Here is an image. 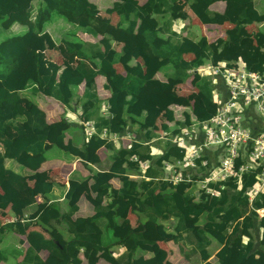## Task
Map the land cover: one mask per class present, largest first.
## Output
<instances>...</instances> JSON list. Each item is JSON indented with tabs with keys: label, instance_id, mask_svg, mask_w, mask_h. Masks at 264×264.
<instances>
[{
	"label": "trees",
	"instance_id": "obj_1",
	"mask_svg": "<svg viewBox=\"0 0 264 264\" xmlns=\"http://www.w3.org/2000/svg\"><path fill=\"white\" fill-rule=\"evenodd\" d=\"M34 1L0 0V212L6 211L11 204L3 190L7 184L17 191L26 207L35 204L37 194L29 186L27 178L41 171L47 160V152L54 148L73 157H82L83 165L91 176V191L102 206L97 208L93 218L78 219L74 222V228L68 227L70 236L63 248L66 257L60 253V245L56 240H48L41 233H31L28 237L32 241L24 264H82L81 250L87 264H99L101 259L111 264L116 261L121 264H146L144 258L136 254L142 246H155L150 240L154 229L160 221L170 219L175 220V241L188 250V258L201 253L205 264H264V217L259 220L257 214L258 210L264 209V191L258 193L251 202L249 200L250 191L259 183V172L244 175L240 190L239 180L231 178L222 183L210 184L218 192L216 196L202 191L197 199L193 192H189L193 183L174 185L164 180V163L184 158V150L171 140L164 144L163 154H159L151 144L133 142L125 166L101 172L93 168V165H100L97 156L99 149L105 147L113 150L108 138L102 136L103 131L121 135L130 122H135L148 129L145 142H151L153 138L160 139L153 125L149 126L154 123L156 113L144 111V106L150 95L154 96L151 99L156 103L161 102L163 98H159V94L165 92L170 83L190 84V91L182 98H173L174 103L177 101L188 112L179 116L174 106L166 112L167 121L162 131L169 132L173 124L176 130L172 135H175L182 126L204 122L216 113L214 97L217 88L212 77H202L197 73L201 66L220 61L231 63L242 57L249 69L264 74V13L256 8L255 0H186L204 25L218 23V16L210 10L212 5L219 2L231 4L224 16L233 27V33L224 42L222 52L217 53L207 37L195 40L172 31L174 21L185 17L184 11L174 10L175 4L181 0H104L110 3L106 13L119 19L116 29L123 34L122 40H119L123 46L116 45L118 40L109 31L110 22L100 19V6L95 0H40L50 10L51 24L62 20L68 27L77 26L90 38L74 40V32L69 30L65 32L67 37L59 38L57 35L61 29H57L56 35L52 28L60 48L82 61L77 67L58 65L47 60L44 52L38 51L36 66L29 70L30 75L36 73L37 79L30 77L27 80L23 90L25 94L20 90L18 81L27 76V57L38 48L39 43L35 40L34 24L29 20L31 10L23 8ZM14 11H17L18 28L16 25L12 30L6 28L5 24ZM148 50L172 69L166 82L147 74ZM112 53L113 57L110 58ZM125 56L135 60L142 58L144 65H137L132 72H119L117 66L122 65ZM99 77L108 80L104 85L108 97L102 98L99 94ZM41 95L63 103L70 109H74L72 102L78 98L82 124L74 127L66 118L50 121L37 100V96ZM25 98L30 101L29 105L22 102ZM119 103L123 104V115L107 116L106 104L112 111H118ZM136 105L141 111L138 116L133 112ZM88 123H92L96 129L93 135L87 133L85 124ZM74 128L79 134L88 135L81 145L75 143ZM118 153L112 156L113 161L119 159ZM134 156L137 161L131 160ZM205 160L208 161L207 166L203 165ZM147 161L152 164L142 172L141 165ZM213 162L219 163L211 152L204 153L197 160V169L190 170L192 179H205ZM243 162L239 158L237 167ZM132 175H143L150 180L145 177L134 180ZM115 179L121 182L119 189L113 187L112 181ZM85 183L81 181L78 187L70 189L67 194L70 209L67 213L68 223L84 193ZM107 196L116 202L103 205ZM111 212L114 213L113 227L108 222ZM131 212L144 215L142 232L130 229ZM59 215L58 205L50 204L39 215L38 223L50 232L54 228L49 226V222L52 217L58 218ZM97 219H105L107 231L111 232L115 243L126 248L122 257H113V243L103 240V231ZM196 226H200L196 231L200 241L195 235ZM27 229V224L21 222L2 226L0 219V235L8 230L25 235ZM258 234L260 247L256 249ZM229 235L235 238L234 241L242 239L237 258H234L231 249L224 248ZM213 239L223 247L210 262L208 249ZM44 249L49 251L46 261L39 257ZM154 255L159 264H163L167 257L163 250L155 251Z\"/></svg>",
	"mask_w": 264,
	"mask_h": 264
},
{
	"label": "crops",
	"instance_id": "obj_2",
	"mask_svg": "<svg viewBox=\"0 0 264 264\" xmlns=\"http://www.w3.org/2000/svg\"><path fill=\"white\" fill-rule=\"evenodd\" d=\"M39 1L40 0H35L29 6H25L23 8V9H29L32 12H34L35 10H39L42 13V17H40L39 15V17L34 18L36 19L33 20L35 22L30 20L29 18V20L34 24L35 27L34 36L37 43H39V46H37L38 50L37 49L33 50L32 52H30V55H28L27 57L29 61V67L26 71L27 76L22 77L18 81L21 91L24 90L26 82L30 77L33 79H37L36 73L30 75L29 70L36 66V62H37L36 54L38 51L44 52L47 60L57 63L58 65L69 64L72 67H77L82 61L77 56L68 55L65 50L60 48L52 33V28L55 30L56 35L58 33L57 29H61V32L57 35L59 38L67 37V34H65V32H67L68 30L70 32H74V40L76 39L85 40L90 38V36L87 35V33L82 32V30H80L77 26L68 27L66 26L67 23L62 20H58L59 22H55L51 24L50 10L45 6L43 2L41 1L39 2ZM95 1L100 6V10H101L100 19H106L107 21L110 22L111 26L109 28V31L110 33L114 34L115 37L117 38L116 41L117 40L118 41L116 42V45L123 46V43L119 41L122 40L121 38L123 34L121 31H117L116 29L119 23V19L115 15H109L106 13V10L110 7V3L103 2L104 0H95ZM255 3H256V8H260L261 6L264 7V0H255ZM230 5L231 4L229 2L227 3L219 2L212 5L210 7V10L213 13H215L216 16H218V23L216 25H204L198 20V18L190 8L189 3L186 0H181L179 1V3L175 4L174 10L176 12L184 11L183 13L185 14V17L174 21V27L172 28V31L180 33V35L183 37H187V38L192 37L195 40H198L202 37H207L210 40L212 46L214 47L215 53L222 52L224 42L227 40L229 35L233 33V29H232L233 27L228 22H226L224 16ZM17 11L11 13L10 18L5 24L6 28L11 29V27L17 25L16 22ZM113 54L114 53L111 54L110 58L113 57ZM147 56H148L147 60L149 62L148 65L146 66L147 74L155 76L161 82H166L169 78L170 73L172 72V69H170V67L165 66L163 64V61L158 59V57L154 56L150 50L147 51ZM224 62L229 65V62L226 61ZM88 63L92 65V63L90 62ZM137 65L139 66L144 65V61L142 58H138L135 60L131 56H125L122 59V65L120 64L119 66H117V69L119 72H124V73H126V71L132 72ZM214 80L217 88L215 91L214 102L216 98L220 99V101L226 100L228 97L227 85L225 84L224 80L220 78H216ZM97 83H98V91L100 96L102 98L108 97L109 93H107L104 89V85L108 83V80L106 78L99 77L97 79ZM189 91H190L189 83L187 84L170 83V87L165 92L159 94L160 95L159 98L161 97L163 98L161 102L156 103L155 101H153L151 98H153L154 96L152 95H150L149 100H146L144 111H154L156 113V118L154 120V123L151 125L149 124V126L153 125V128H155L156 130L155 132H157V134H159L160 136L165 135L169 138L174 133L176 129L173 126V124L170 125L171 130L169 132L162 131V126L167 121L166 118L167 109L174 106L176 108V113H178L179 110H182L181 113H178L179 116H182V114L185 113L186 111L184 108L181 107V105L179 106L177 101L174 103L173 98L175 97L177 100H179ZM23 93H25V91H23ZM170 98L172 99L170 100ZM37 100L41 108H43L47 112L50 121L54 122V121H59L62 118H66V120L74 124V127H79L80 124H82L79 119L81 107L79 105L78 98H75V100L72 102L74 109H70L66 107V105H63V103H60L45 95L37 96ZM22 102L25 105L30 104V101L26 98L23 99ZM119 105L120 107L118 111H112L108 106V104H106V109H105L106 115L110 117L122 116L123 104L119 103ZM133 112L137 116L140 115L141 113L137 105L134 107ZM185 126L187 127V125ZM183 127L184 126H182L181 128ZM147 130L148 129H146L145 127L144 128L141 127L140 124L138 123L130 122L128 128H126L121 135H117L118 139L116 142H111L109 140V142L113 145V150H109L105 147L99 149V151L97 152V156L99 157L100 165H96V166L93 165V168L101 172L109 169L116 170L122 166H125V160L127 154L133 142H143L146 145L151 144L156 150H158V152H160L159 154H163V151L165 149L164 144H166L168 140L166 139L159 140L157 138H153L151 142L150 141L145 142L144 140H146L145 138H146ZM74 135L76 139L75 141H77L75 143L80 145L83 144L88 137V135L85 133L81 132L79 134V132H77L75 128H74ZM201 137L203 138V136ZM115 152H119L118 153L119 159L113 161L111 158ZM134 157H132L131 160L134 161L133 159ZM46 158H47V154H46ZM147 162L149 163V165L146 168L141 165L142 172H145L152 164L151 161H147ZM83 163L84 162L82 157L79 156L73 157L71 155V157H67V156L56 155V157L52 159L49 158L48 155V158L45 164L42 166L41 171L38 174L37 173L32 174L27 178V182L29 186L34 191H36L37 194L35 204L29 207H26L25 204L20 200L17 191L12 186L8 184L4 186L3 190L8 195L11 204L8 207V209H6V211L0 212L1 225L6 226L14 222H21L24 225L27 224L28 229L25 235H19L10 230L6 232L5 231L2 232L3 234L0 235V259H3V261H1L0 264H7V263L24 264L25 255L30 247V242L32 241V238L28 236L31 233H35V232L43 234L44 237L48 240L50 238L56 240L57 244L60 245V253L66 257L63 248L66 246V241L70 236L68 227L70 226L74 228V222H77L78 219L93 218L94 216H96L97 208L102 206L91 191V184H92L91 176L88 172V169L84 167ZM9 165H11V163H9ZM144 177L145 176L143 175L131 176V178L134 180ZM146 180H150V178H146ZM81 181L86 182L84 185V193L81 196L80 200L77 202L76 205L77 209L69 218L70 223H68L67 213L70 209L68 205L67 194L70 189L78 187ZM112 184L113 187L116 189H119L121 187V182L117 179L113 180ZM201 193L202 191L198 190V194L196 192L193 195L197 199H199V195H201ZM217 194L218 192H216L214 196H216ZM107 202L115 203L116 200L107 196L104 200L103 205H106ZM50 204L58 205L61 215H59L58 218L52 217L51 221L49 222V226L54 229L48 232L47 230H44L41 225H39L38 217L41 214V212ZM250 211L251 209L248 208V212ZM113 215H114L113 212L109 214L110 220L108 222H110V227H113L115 225ZM144 218H145L144 215L140 212L139 213L131 212L129 215L130 229L133 230L134 232H142ZM97 223L99 224V226L103 231V240L111 241L113 243L112 251H111L113 257L116 259L122 257L126 253V248H124L121 245H117L115 243L114 238L110 236L109 233L107 234L108 232L107 222L105 221V219H97ZM174 227H175L174 219H170L167 221H160L150 237L151 242H153L155 246L153 247L142 246V248L140 249V251H138L136 256L137 257L142 256L146 261V264H159L157 257L154 255V252L158 250H163L167 254L166 260L164 261L163 264H205L201 253L194 255L191 258L187 257L188 250L186 248L183 249L182 245L176 243L175 241ZM199 227L200 226L195 227L196 229L195 235L197 240L200 241L201 238L196 233ZM234 239L231 237V235H229L225 241L224 248L231 249L233 251L234 258H237L239 249L242 244V239H236V241H234ZM259 243H260V234H258L257 241L255 243L256 249H259L260 247ZM222 247L223 246H220L215 239L211 240L210 247L208 249L211 255L210 262L214 259V257L221 250ZM48 256H49V251L47 249H44L39 253V257L42 261H46ZM80 259L83 261L82 264H87V261L83 255V250H81ZM99 264H111V263L106 259H101ZM113 264H121V263L116 261Z\"/></svg>",
	"mask_w": 264,
	"mask_h": 264
},
{
	"label": "built area",
	"instance_id": "obj_3",
	"mask_svg": "<svg viewBox=\"0 0 264 264\" xmlns=\"http://www.w3.org/2000/svg\"><path fill=\"white\" fill-rule=\"evenodd\" d=\"M197 73L202 77L224 80L228 97L224 101L215 99L216 113L211 119L184 126L179 133L169 138L165 135L160 136L159 140H171L174 145L184 150L182 160L164 163V180L174 185L198 181L202 185L201 191L214 196L217 191L213 190L210 184L222 183L233 178L239 180L241 187L240 182L244 175L259 172L257 176L259 183L250 191L252 201L264 190V74L249 69L242 57L229 65L223 61L201 66ZM247 108L257 109L256 118L259 121L254 125L258 127H247L250 114ZM85 127L89 135L96 133L92 123L85 124ZM102 136L111 142L118 139L117 134H109L107 131H103ZM214 145L219 146V150L211 153L219 163L213 162L210 165L205 179L194 181L190 170L197 169V160L204 153L210 152L209 147ZM239 158L245 162L237 167L236 162ZM133 159L138 160L137 157ZM148 165V162L142 164L145 168ZM203 165L207 166L208 161L205 160ZM180 166H183L184 170H181ZM260 211L264 213V209Z\"/></svg>",
	"mask_w": 264,
	"mask_h": 264
},
{
	"label": "rangeland",
	"instance_id": "obj_4",
	"mask_svg": "<svg viewBox=\"0 0 264 264\" xmlns=\"http://www.w3.org/2000/svg\"><path fill=\"white\" fill-rule=\"evenodd\" d=\"M103 2H108V1H103ZM258 10L260 12L264 13V7L261 6L260 8H258ZM39 15H40V17H42V13L39 10H35L34 12L31 11V14H30L29 18H30V20L33 21V20H36L34 18L39 17ZM33 22H35V21H33ZM11 29L14 30V27H11ZM208 64L209 63L205 64V66L208 65ZM247 110L250 112L249 118H248L249 122L247 124V127H249V128H251V127L252 128L258 127L256 125H254V124L258 123V121H259V119L256 118V116L258 114L257 109L256 108H253V109L247 108ZM185 111L188 112V110H186V109H185ZM181 112H182V110H179L178 111V113H181ZM242 114H243V118H245V111H243ZM209 149H210V152L211 151H214L215 152V151H218L219 150V146L214 145V146L209 147ZM48 155H49V158H52V159H54L56 157V155L57 156H67V157H71L70 154H68V153H66V152H64V151H62L60 149H57V148H54V149L48 151L47 152V158H48ZM180 169L181 170H184V167L183 166H180ZM185 173H187V172H185ZM201 187H202L201 183L197 181V182L193 183L192 187L189 189V192H193V194H195L197 192V194H198V190H201ZM240 188L241 187H239V190H240ZM257 214H258V219L259 220L264 217V213L261 212V211L259 212V210L257 211ZM108 233H109L110 236H112V234H111L110 231H108ZM243 240H244V242L246 241L245 239H243Z\"/></svg>",
	"mask_w": 264,
	"mask_h": 264
}]
</instances>
